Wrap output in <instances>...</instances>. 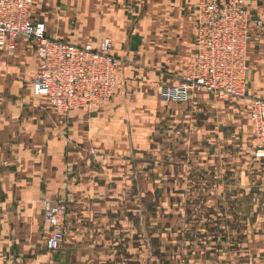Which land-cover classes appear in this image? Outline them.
<instances>
[{
	"label": "crops",
	"instance_id": "crops-1",
	"mask_svg": "<svg viewBox=\"0 0 264 264\" xmlns=\"http://www.w3.org/2000/svg\"><path fill=\"white\" fill-rule=\"evenodd\" d=\"M32 1L48 37H109L120 62L109 100L64 112L32 94V43L0 50V264H163L153 256V216L168 214V201L176 213L190 197L197 214L264 210V158L254 156L249 119L250 97L264 100V0H244L261 21L250 28L246 94L201 91L181 102L158 92L195 53L199 0ZM44 199L67 205L57 251L46 248ZM257 244L242 255L264 264Z\"/></svg>",
	"mask_w": 264,
	"mask_h": 264
},
{
	"label": "built area",
	"instance_id": "built-area-1",
	"mask_svg": "<svg viewBox=\"0 0 264 264\" xmlns=\"http://www.w3.org/2000/svg\"><path fill=\"white\" fill-rule=\"evenodd\" d=\"M132 4L134 0H119ZM32 0H0V50L13 52L18 38L34 46L38 58L31 90L64 112L91 108L109 100L116 87L119 58L109 37L82 45L50 38L45 23L32 19ZM251 21L244 0H199L195 4V53L178 79L159 89L164 101H185L205 91L212 95L244 96L249 64L247 43ZM249 119L256 140L254 156L264 158V100L250 97ZM91 151V150H90ZM64 200H43L49 234L46 248L57 251L65 235Z\"/></svg>",
	"mask_w": 264,
	"mask_h": 264
},
{
	"label": "rangeland",
	"instance_id": "rangeland-1",
	"mask_svg": "<svg viewBox=\"0 0 264 264\" xmlns=\"http://www.w3.org/2000/svg\"><path fill=\"white\" fill-rule=\"evenodd\" d=\"M130 43L133 39L129 40ZM169 169L170 166L163 168L166 172ZM173 169L176 171L175 164ZM187 183L188 180L185 185L190 194L192 188ZM162 199L166 201L163 195ZM168 202V214L153 216L154 258L162 256L159 258H162L163 264H256L254 256L245 255L262 250L257 243L264 244V210L261 209L256 216L240 213L229 216L197 214L193 213L195 208L190 197L185 201L184 213H176L175 202L174 207L171 201ZM241 239L244 241L243 248L239 245ZM155 262L161 264L160 261Z\"/></svg>",
	"mask_w": 264,
	"mask_h": 264
}]
</instances>
